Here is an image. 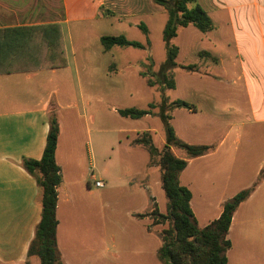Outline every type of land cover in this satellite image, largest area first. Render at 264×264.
I'll return each instance as SVG.
<instances>
[{"label":"rangeland","instance_id":"rangeland-1","mask_svg":"<svg viewBox=\"0 0 264 264\" xmlns=\"http://www.w3.org/2000/svg\"><path fill=\"white\" fill-rule=\"evenodd\" d=\"M196 3L204 8L209 5L216 9L217 5L218 8L223 9L214 10L215 12L212 13L211 30L202 32L189 24L180 28L177 36L171 40V43L177 45L179 49L175 59L177 65L166 72L167 77L174 78L176 82L175 88L172 89H161L158 82L159 69L167 55L166 44L162 39L165 15H157L150 19L149 32L146 35L139 28L125 27L122 23L115 27L91 24L86 34L81 37L76 36L79 34V29L73 31L72 47L79 74L83 83L90 84L89 91L95 98L93 109H96V122H103L106 139L102 144L105 158L102 160L101 156L97 157L95 170V173H100L105 183L100 195L96 194L93 199L78 189L74 199L66 204L60 215L62 233L59 240L72 264H162L157 251L162 243V230L169 224L168 220L156 218L151 214L154 209L160 210L162 214L166 212L167 200L159 184L158 156L150 157L143 144L138 145L141 147L130 145L126 136L130 137L132 134L121 132L126 129H137L140 133L149 130L153 144L160 149L165 136L164 123L159 116L162 101L165 102L163 113L172 115L170 123L176 136L186 142H209L215 146L228 125L235 123L233 131L239 134L240 144L234 164L229 171L230 184L237 185L251 179L257 158L264 154V125L254 123L259 115V106L252 107L248 102L250 97L253 99L262 97L264 92L253 94L254 90H259L256 84L253 80L244 82L241 77L242 66L245 70L249 67L253 68L240 56L243 52L262 50L263 38L260 37L255 25H252L253 31H248L246 34L239 30L236 18L238 13L240 15V11L236 0L210 2L196 0ZM223 3L229 5L228 11L222 6ZM258 3L262 5L260 0ZM121 31L128 38L142 43L143 47L118 46L109 53L101 55L99 36L114 35L122 33ZM198 49L207 50L212 55L220 57V63H217L215 57ZM111 62L115 70L109 74L106 73V65ZM232 63L236 65L232 67ZM188 64H195L194 70L181 67ZM148 80L154 82L152 86L147 84ZM232 81L234 82L231 83ZM244 83L248 84L252 94L244 88ZM174 99L192 103L191 111L195 112H189L184 108L171 110L170 102ZM128 107L144 108L149 113L140 118H130L114 111V108L118 110ZM80 121L81 119L77 121V135L80 134V137L88 142L86 128L78 123ZM98 126V124L88 126L91 130V145L96 152L99 135L94 129ZM70 132L73 130L70 129ZM172 151L176 156L185 155L184 150L180 148L173 147ZM98 155L96 153V156ZM147 160L151 183L146 188L142 182L140 187L143 189L138 194H130L124 186L127 179L124 177V172L129 171L128 167H130L131 172L135 173L138 171L135 166L139 168ZM216 160L213 159L215 162ZM204 162H206L205 166L202 164ZM192 166V173H197L198 177L194 183L200 189L206 190L210 197L207 201L198 199L193 201L201 225L205 219L213 216L214 208L219 204L217 192L209 185V181L211 173H216L220 177L222 170L213 167L212 171L210 159L196 161ZM263 176L264 169L258 174L257 179L260 180ZM258 202L255 200L251 206L243 207L237 219H243L242 216L246 219L250 215L251 218L257 217L258 212L253 209L254 204ZM203 204L209 208L207 213L200 209ZM131 210L140 211V214L145 216L139 219L146 221L137 222L130 218L128 211ZM239 220L230 233L232 243L227 252L228 263L264 264V257L258 251L259 244L264 239L260 240L259 233L255 235L252 233L246 237L242 231L244 226ZM142 225L151 235L148 237L144 235ZM104 237L107 241L111 237L115 239L107 258L101 256ZM110 252L118 255L119 258H111Z\"/></svg>","mask_w":264,"mask_h":264},{"label":"crops","instance_id":"crops-1","mask_svg":"<svg viewBox=\"0 0 264 264\" xmlns=\"http://www.w3.org/2000/svg\"><path fill=\"white\" fill-rule=\"evenodd\" d=\"M207 1L210 2L211 0ZM236 1L240 11V15L238 13L236 18L239 30L246 34L248 31H253L252 25H255L264 42V0H260L263 6L258 3L259 0ZM194 3L197 4L196 0L191 4ZM191 4L190 6H192ZM198 5L206 11L212 21L214 10L223 9L218 8L217 5L215 6L216 9L209 7V5L205 8L199 3ZM222 6L227 11L230 9L227 3H223ZM157 15H165L166 22L167 13L165 9L154 0H0V264H39V258L36 255L28 254V248L41 217L42 191L35 177L25 169L22 161L24 159L39 160L42 156L52 114L56 117L59 125L54 158L59 167L62 181L56 186L55 214L57 226L55 237L61 264H72L67 253H64L63 244L59 240L60 233H62L60 224L62 210L68 202L74 199L78 189L94 199L96 194L100 195L101 188L105 184L100 173H95V170L97 169V157L100 158L101 156L102 160L105 158V150L102 144L106 139V130L102 127L103 122H96V109H93L95 98L89 91L90 84L86 82L84 84L80 77L72 47L73 31L79 29V34L76 36L81 37L86 34L88 26L91 24L115 27V25L122 23L125 27H137L139 29V25L143 24L146 27V32L140 30L146 35L149 32L148 22ZM49 24L59 25L64 52L63 54L57 52L56 58L64 56L66 61L64 66H52L51 60L46 57L50 50L42 39L41 30L30 29L34 26ZM55 31L57 34V30ZM116 35H123L132 40L124 32L115 33L112 36ZM101 36L103 35H100L99 39ZM54 41L57 42V35H54ZM114 47L118 46H112L108 50L102 47L101 55L109 53L115 49ZM199 50L215 57L217 63L220 61V57L212 55L207 50ZM240 56L245 58V63L253 68L249 67L245 70L242 66L241 77L244 82L253 80L259 89V92L254 90L253 94H260V91L264 92V47L262 50L243 52ZM235 65L232 63V67ZM114 67L113 62L107 64L106 73L111 74L115 70ZM246 83H244V88L249 91L250 87ZM249 92L252 94L251 91ZM254 99L252 97L248 99L252 107L259 106V115L254 123L264 125V95ZM92 110H94L93 113H91ZM114 111L118 113L116 108ZM79 119L81 121L78 123L86 128L88 142L83 140L80 134L77 135V121ZM247 119L250 120L249 117ZM96 124L99 125L98 128L94 129L99 135L96 144L97 152L91 145V130L88 127ZM234 126L235 123L228 125L218 139L217 145L213 146L210 152L189 158L186 167L178 175L180 185L187 187L191 193L189 203L198 227H203L217 218L222 210V203L238 191L250 187L256 182L261 170L264 169L263 154L256 160L254 175L251 179L237 185L230 184L231 174L229 171L234 164L240 144V136L233 131ZM68 128L73 132H70ZM121 132L132 134L130 137L126 136L127 143L130 145L140 133L137 129H126ZM192 144L212 145L209 142ZM88 145L89 147H87ZM96 153L99 155L96 156ZM177 156L185 157L184 154ZM209 159L211 160L212 171L213 167L222 170L220 177L216 173H211V180L209 181V185L217 192L219 204L214 208L213 216L205 219L199 225L193 201L195 199L207 201L210 197L206 190L200 189L194 183L198 177L197 173H192V165L196 161ZM213 159H219V161L216 160L215 162ZM147 163L148 160L139 168L135 166V169H138L135 173L131 172L130 167H128L129 171L124 172V177H127L124 186L127 187L130 194H138L143 189L140 187L142 182L146 188L151 183V179L148 177ZM205 163L202 164L205 166ZM93 178L102 180L103 186L95 187ZM159 184L161 185V182ZM255 200L259 201L255 203L256 206L254 204L253 209V211L258 212L257 217L255 216L256 219L251 218V215L246 219L245 216H242L243 219H237L243 207L251 206ZM200 209L207 213L209 208L203 204ZM136 213L141 212L128 211L130 218L137 222L146 221V219L137 218L134 215ZM238 220L244 226L242 231L246 237L252 233L254 235L259 233L260 240L264 239V176L233 213L227 233L229 240L232 227ZM142 229L146 237L151 235L146 231L144 225H142ZM108 241L106 237L103 238V249L101 250L103 258H107L110 248L114 246L115 239L111 237ZM231 243L230 240V247L226 251V264H229L227 252L231 248ZM259 245L258 251L264 257V241ZM109 255L114 259L119 258L113 252H110Z\"/></svg>","mask_w":264,"mask_h":264},{"label":"trees","instance_id":"trees-1","mask_svg":"<svg viewBox=\"0 0 264 264\" xmlns=\"http://www.w3.org/2000/svg\"><path fill=\"white\" fill-rule=\"evenodd\" d=\"M160 4L167 13V19L162 31V39L166 44V59L161 64L158 73L160 88H174V78H168L166 72L169 68L176 66L177 45L171 40L177 36V31L181 27L189 24L198 30L205 32L213 28L212 20L204 9L198 4L190 6L194 0H154ZM143 32L146 27L139 25ZM32 30H41L42 39L46 42L50 50L46 57L51 60L52 66H64L66 64L64 56L56 58L58 54H63L62 37L58 24H49L31 27ZM11 30V29H9ZM57 30V34L56 31ZM51 35V37H50ZM57 35V42L54 41ZM100 43L105 50L112 46H134L143 47V44L129 40L123 35H103ZM57 44V45H56ZM57 59L56 61H54ZM184 69L194 70L195 64L181 66ZM153 81L148 80L147 84L152 86ZM164 83V84H163ZM162 101L160 118L164 123L165 136L164 143L159 149L153 144L149 131H143L140 136L132 140V144H143L149 156H158L160 170L161 188L166 196V212L160 213L152 210L151 214L160 219L168 220V227L162 230V243L158 248L157 255L162 264H226V251L230 247V240L227 237L233 213L239 204L244 201L256 186L258 179L250 187L244 188L222 203V210L217 218L203 227H198L196 219L190 206L191 193L189 189L180 185L178 175L186 165L189 158L201 156L210 152L213 145L192 144L179 139L170 123V115L163 113ZM171 110L175 108L193 109V104L181 99H174L170 102ZM121 116L140 118L147 115L149 111L144 108L128 107L118 109ZM59 125L56 117L52 114L49 120V130L46 136V143L42 156L39 160L24 159L22 161L25 169L32 174L38 186L41 188V217L36 225L34 237L28 248L29 255H36L39 264H61L60 254L56 247V186L62 181L59 167L55 162L54 153L57 143ZM180 148L185 152V157L176 156L172 148ZM137 218L144 214H134ZM147 215V214H146Z\"/></svg>","mask_w":264,"mask_h":264},{"label":"built area","instance_id":"built-area-1","mask_svg":"<svg viewBox=\"0 0 264 264\" xmlns=\"http://www.w3.org/2000/svg\"><path fill=\"white\" fill-rule=\"evenodd\" d=\"M93 185H94L95 187H102V186H103V182H102V180H100V179H95V178H93Z\"/></svg>","mask_w":264,"mask_h":264}]
</instances>
